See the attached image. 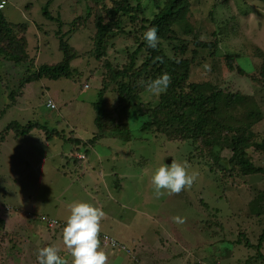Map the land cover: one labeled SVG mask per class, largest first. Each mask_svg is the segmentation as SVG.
I'll list each match as a JSON object with an SVG mask.
<instances>
[{
	"label": "rangeland",
	"instance_id": "rangeland-1",
	"mask_svg": "<svg viewBox=\"0 0 264 264\" xmlns=\"http://www.w3.org/2000/svg\"><path fill=\"white\" fill-rule=\"evenodd\" d=\"M8 2L6 12L10 21L26 23L30 27L29 53L35 58L33 65L39 67L61 62L64 55L60 51L56 34L59 24L48 20L43 10L48 7L53 17L62 21V30L66 33L78 17L86 15L85 2ZM190 2L192 7L189 21L195 33L186 36L180 30L178 36L219 43L217 52L213 49L201 51L192 68L190 83H210L221 92L216 97H209V110L215 111L210 119L205 112L197 115L189 112L192 115L190 124L183 129L191 137L192 131L200 130L202 125L210 130L216 124L245 127L250 130L252 141L263 144L264 85L260 82V74L264 68V2ZM144 6L147 15L158 12L161 8L155 5L154 0H144ZM87 26L81 33L68 37L71 45L82 53L87 52L91 46L90 36L94 30L91 18L88 19ZM118 47L112 53L120 58L124 56V52L123 47ZM190 48L194 49V45L191 44ZM229 55L232 58L238 56L233 70L229 67ZM6 59L0 54V135L12 122L22 125L37 123L62 135V138L52 137V141L48 142L43 130L35 129L31 134L18 139L9 134L2 154L0 153V264H39L37 256L43 246L37 232L41 229H45L48 234L63 231L51 229L46 221L45 224L31 221L27 225L26 218L22 215L19 220L24 224L13 225L5 206L14 207L19 201L21 209L33 210L39 204L37 198L34 196L32 199L20 200L16 196V188L38 191L45 184L43 189L46 193H49L50 188L60 191L64 180L54 179L51 166L62 161L61 154L66 157L69 151L77 148L80 152L89 150V154H93L83 144L76 145L66 138L72 136L88 140L99 132L95 123L94 103L98 101L103 74L98 70L92 77L90 72L95 71L97 66L80 59L72 65L78 71L72 80L34 81L21 88V79L28 75L27 66L13 69L11 67L14 64ZM238 66L245 70V76L238 72ZM82 83L88 84L89 89L81 88ZM45 88L49 91L45 92ZM160 95L146 91L141 97L144 104L155 106L160 103ZM51 97L56 101V110L47 107ZM106 100L107 110L112 116L110 122L130 125L134 139L127 142L117 140V147L113 146L112 149L119 156L117 161H120V171L127 173L129 177L124 183L127 189L125 195L128 196L124 195L126 202H131L136 210L143 211H139L140 214L127 212L124 215L125 222L132 224L121 226L117 232L122 237L125 234L127 237L142 238L149 257L148 263L144 264H264V240L260 242L264 235L263 177L248 176L240 179L238 172L233 178L222 180L224 170L218 173L198 164L195 159L192 161L190 157L195 151L192 143L180 141L181 119L175 108L163 119L165 132L157 135L151 132L143 134L140 130L142 121L133 116L132 112L124 111L125 103L121 101L118 92L110 90ZM71 130H75V134ZM206 139L216 146V152H221L225 144H231L223 135ZM62 141L66 143L63 144ZM96 147L101 154L110 153L109 148L103 145L98 144ZM60 150L62 152L58 154ZM250 152L254 155V164L264 167V153L254 150ZM225 153H221L222 157ZM45 156L48 158L47 163L44 162ZM213 158L216 160L217 155ZM201 160L205 163L208 159L199 161ZM169 161L185 165L188 174L196 173V178L190 188L179 193L162 190L163 194L157 196L151 177L157 168L169 165ZM114 180V187L122 184L120 180ZM85 201L89 202V199ZM15 213L13 210L11 214ZM102 248L110 252L109 248ZM128 248L131 251L134 249ZM118 256L126 259L125 255ZM131 256L134 257V254ZM131 264L135 263L131 261Z\"/></svg>",
	"mask_w": 264,
	"mask_h": 264
},
{
	"label": "trees",
	"instance_id": "trees-1",
	"mask_svg": "<svg viewBox=\"0 0 264 264\" xmlns=\"http://www.w3.org/2000/svg\"><path fill=\"white\" fill-rule=\"evenodd\" d=\"M83 1L87 6L86 15L78 17L66 33L62 30V21L53 17L48 7L44 8L43 12L47 19L59 24V31L56 34L64 59L57 64H44L39 67L33 65L35 58L29 53V25L10 21L6 12L9 2L6 8L0 9V54L16 67L27 66L28 75L21 79V88L34 81L72 80L75 77L74 74L78 73L72 65L80 59L87 60L94 64V67L97 66L95 71L90 72L92 77L98 70L102 71V88L99 90L98 101L94 103L95 123L99 132L88 143L78 139L70 141L88 147V144L94 145L107 137L126 142L132 140L128 123L121 125L110 122L112 116L107 110L106 96L110 90H114L119 93L121 101L125 103L124 111L132 112L133 116L142 121L141 132L157 135L164 131L163 119L171 114L172 108H175L181 119L180 141L192 143L191 146L195 151L190 157L192 161L195 159L198 164L218 173L224 170L222 180L233 178L234 174L240 172V175H237L240 179L248 176H262L263 180H260L264 182V167L254 164L252 158L254 155L250 152L254 150L264 153V143L252 141L248 128L216 124L214 129L210 130L202 125L200 130L192 131L191 137H188L186 130L183 129L190 124L191 113L197 115L205 112L210 119L215 111L209 110L211 101L209 97H216L217 93L221 92L210 83H190L192 68L199 59L201 51L219 50L217 41L202 42L200 38L190 40L178 36L180 30H183L186 36H192L195 33L189 21L192 7L190 0H154L155 5L161 8L158 12H151L148 15L144 0ZM261 1L264 2V0ZM90 18L94 24V30L90 36L91 46L87 52L82 53L71 45L68 37L85 30ZM152 27L157 29L159 37L158 46L154 49L147 47L143 39L144 33ZM191 44L194 45V49L190 48ZM117 46L123 47V57L117 58L113 55L112 51ZM228 59L229 67L233 70L238 56L232 58L229 55ZM238 72L246 75L245 70L240 66H238ZM163 74H168L171 80L167 90L160 95V103L155 106L144 104L141 94L147 91L150 81ZM260 82L264 85V68L260 74ZM85 85L82 83L81 88H85ZM35 129L43 130L48 142L52 141V137L62 138L60 132L49 131L48 128L37 123L30 122L22 125L12 122L2 131L0 146L12 132L20 138ZM219 135L230 140L231 144H225L221 152H216V146L207 142L206 138ZM223 151L226 153L222 157ZM215 155H217L216 160L213 158ZM203 158H207V162L199 161ZM263 240L264 235L260 242Z\"/></svg>",
	"mask_w": 264,
	"mask_h": 264
},
{
	"label": "crops",
	"instance_id": "crops-1",
	"mask_svg": "<svg viewBox=\"0 0 264 264\" xmlns=\"http://www.w3.org/2000/svg\"><path fill=\"white\" fill-rule=\"evenodd\" d=\"M11 68L16 69V66L12 65ZM44 90L45 92L49 91L46 88ZM49 100L53 101L56 104L54 98L51 97L49 98ZM70 132L75 134V130H71ZM10 134H12V138L18 139L16 135L13 134V132ZM8 138L9 136L2 144V146H0L1 154L2 148L6 144ZM66 139L75 140L77 138L70 136ZM91 139L82 140L81 138H79L78 140H82L84 143H88ZM133 139L134 138H132V140ZM117 140L121 139L107 137L99 140L94 145L88 144V147L85 148L92 150V155L89 154V150L83 153L80 152V149L78 148L69 151V155L66 157H64V154H61V157H63L62 161H59L57 164L54 163V165L51 166L55 175L54 179H57L58 181L64 180V185L61 186L60 191L56 190L55 188H50L48 189L49 193H46L47 191L43 189L45 184L42 189H39L38 191H35V189L28 190L26 188L25 190H21L19 188H16V196L18 197V199H32V197L35 196L39 201V204L36 208L33 207V210L21 209V206L18 204L19 201L14 207L5 206L6 214L13 225L17 224L21 226L24 224H22L21 220H19L20 215L26 218L25 224L27 225L31 223V221H33V223L35 224H37L38 221L45 224V221L47 219L66 222L67 217L70 215V206L76 202H86L85 199L88 198L89 202L87 203L100 208L105 214L100 221V232L114 237L120 243L127 247L134 248L132 251L134 257H132L131 255H128L125 252L116 249L109 248V252V250L104 249L100 246V249L98 250L104 251L107 257L106 264H131V261L135 264L148 263V252L146 250V244L143 243L142 238L130 236L127 237L125 234V237H122L117 232V230H119L121 226H129L130 224H132V222H125L124 215L127 212H133L132 214H135V212L137 214L143 212L141 210H136V207H132L131 202H126L125 196H128L125 195V191L127 189L124 183L125 181H128L129 177H127V173L120 171V161H117V158H119V156H117L115 151H113L112 149L113 146L114 148L117 147V142H115ZM62 143L65 144L66 142L62 141ZM98 144L103 145L105 148H109L110 153L105 155L101 154L96 147ZM62 150H60L58 154H60ZM79 155H85L86 160H80ZM47 160L48 158L46 157L44 159V162L47 163ZM114 179L120 180L122 184H117V186L114 187ZM17 182L18 179L16 180V184ZM13 210L16 212L15 215L11 214ZM3 214L5 215V213ZM38 233L39 237L41 238L40 242L43 248L49 246L54 247L55 249H57L58 254L67 261V264H73V258L71 257L68 249L63 242V232L54 233L55 235L50 233L52 234L50 235L45 231V229H41L37 232V234ZM120 254L125 255L126 259L130 260V262L126 259H121L118 256ZM146 256L147 258L145 259Z\"/></svg>",
	"mask_w": 264,
	"mask_h": 264
},
{
	"label": "clouds",
	"instance_id": "clouds-1",
	"mask_svg": "<svg viewBox=\"0 0 264 264\" xmlns=\"http://www.w3.org/2000/svg\"><path fill=\"white\" fill-rule=\"evenodd\" d=\"M147 47L156 48L159 37L157 29L152 27L144 33L143 37ZM170 76L163 74L147 85V91L159 95L167 90ZM50 107H55L49 102ZM196 173L188 174L185 165L171 162L167 166L156 169L151 177V183L157 196L166 190L168 193H179L190 188L196 178ZM104 212L87 202H76L70 206V215L63 228V242L68 249L73 264H106L107 257L100 249V221ZM37 259L39 264H67V261L58 254L54 247H45L39 250Z\"/></svg>",
	"mask_w": 264,
	"mask_h": 264
},
{
	"label": "built area",
	"instance_id": "built-area-1",
	"mask_svg": "<svg viewBox=\"0 0 264 264\" xmlns=\"http://www.w3.org/2000/svg\"><path fill=\"white\" fill-rule=\"evenodd\" d=\"M7 4H8V0H0V9L6 8ZM86 88H89V85H86ZM50 101L51 100H49L48 104H47L48 108H50L52 110L56 109V104L53 101H51V102H52V104L55 105V107L49 106ZM79 159L80 160H86V156L85 155H79ZM46 222H47V225L51 229L53 228V230H61V231H63V228L65 227V224H66V222L53 220V219H47ZM99 240H100V246H102V247L120 250L122 252H125L128 255H132V251L127 246L123 245L117 239H115L114 237H112L110 235H107V234L100 232Z\"/></svg>",
	"mask_w": 264,
	"mask_h": 264
},
{
	"label": "water",
	"instance_id": "water-1",
	"mask_svg": "<svg viewBox=\"0 0 264 264\" xmlns=\"http://www.w3.org/2000/svg\"><path fill=\"white\" fill-rule=\"evenodd\" d=\"M169 163H171V161H169Z\"/></svg>",
	"mask_w": 264,
	"mask_h": 264
}]
</instances>
